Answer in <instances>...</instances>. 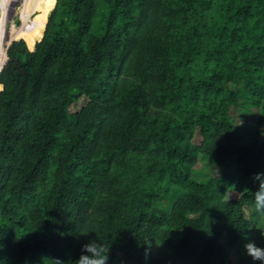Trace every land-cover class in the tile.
Here are the masks:
<instances>
[{
	"label": "trees",
	"instance_id": "1",
	"mask_svg": "<svg viewBox=\"0 0 264 264\" xmlns=\"http://www.w3.org/2000/svg\"><path fill=\"white\" fill-rule=\"evenodd\" d=\"M15 2L0 1V264H77L97 240L106 264H241L264 246V0H26L33 25L6 54ZM229 103L256 110L250 137L215 112Z\"/></svg>",
	"mask_w": 264,
	"mask_h": 264
},
{
	"label": "rangeland",
	"instance_id": "2",
	"mask_svg": "<svg viewBox=\"0 0 264 264\" xmlns=\"http://www.w3.org/2000/svg\"><path fill=\"white\" fill-rule=\"evenodd\" d=\"M25 1L26 0H16L15 4L12 6L10 16L8 17V22H10L11 28H12L11 34H13L14 28H19L21 26H32L33 25V20L37 14V11L36 10L31 11L30 10V15L28 16V18L27 17L24 18L23 15H24V12L26 9V7L24 6ZM38 1H40V4L42 5V2L44 0H38ZM1 17H2V11H1V5H0V18ZM17 17L20 18V20H21L20 25H18L15 22V18H17ZM8 22H7V24H8ZM46 23H47V21H46ZM46 23H45V25H46ZM44 31H45V27H44L43 33H44ZM11 38L15 40V38H13L12 36H11ZM41 38L37 39V41L40 40ZM18 39H21V38H18ZM23 39L26 41V43L29 47V43L27 42V39H25V38H23ZM34 46H35V44H34ZM34 46L31 48L29 47V48L32 49V48H34ZM215 112L217 114H219L221 112H227L230 115V117L232 118L233 122L239 127V130L242 131L245 134V136L250 137V134L252 132V128L254 125V121H255L254 118H255L256 110H253L252 112L246 113L244 110H242L241 107H239L235 104L229 103L227 105H224V104L218 105L215 109ZM197 169L200 170L201 173L209 170L208 166L203 161H200L198 163ZM216 170H218V169L216 168ZM169 214H170V210L165 208L164 205H160L158 208H154L152 211L151 220L149 222L150 225L152 227L157 228V229L162 228L164 226L165 221L168 219ZM261 232H264V229ZM259 242L260 241H258V243ZM233 259H234V261L238 262V258L236 259L235 256H233ZM241 264H252V260L250 258L248 261L243 259V260H241Z\"/></svg>",
	"mask_w": 264,
	"mask_h": 264
},
{
	"label": "clouds",
	"instance_id": "3",
	"mask_svg": "<svg viewBox=\"0 0 264 264\" xmlns=\"http://www.w3.org/2000/svg\"><path fill=\"white\" fill-rule=\"evenodd\" d=\"M9 31L11 33L10 29ZM7 49L8 47L6 46V53ZM254 180L258 181L260 185L259 189L254 193L255 210L260 216H264V172L255 173ZM261 238H264V232H261ZM244 249L253 264L257 261L260 264H264V246L257 244L255 240L249 239L244 245ZM107 260L108 255L105 256L104 246L97 240L82 246V255L76 262L77 264H106Z\"/></svg>",
	"mask_w": 264,
	"mask_h": 264
},
{
	"label": "water",
	"instance_id": "4",
	"mask_svg": "<svg viewBox=\"0 0 264 264\" xmlns=\"http://www.w3.org/2000/svg\"><path fill=\"white\" fill-rule=\"evenodd\" d=\"M14 41V39L11 38V33L9 31V28L7 27L6 31V37H5V42L8 43L7 47ZM7 54V53H6ZM10 59L7 56L6 62L4 65L9 66Z\"/></svg>",
	"mask_w": 264,
	"mask_h": 264
},
{
	"label": "bare ground",
	"instance_id": "5",
	"mask_svg": "<svg viewBox=\"0 0 264 264\" xmlns=\"http://www.w3.org/2000/svg\"><path fill=\"white\" fill-rule=\"evenodd\" d=\"M6 31H7V29L4 31V38H3V42H4V44L5 45H7V42H5V37H6ZM6 59H7V55H6ZM6 62V61H5ZM4 66V65H3ZM3 68V67H2ZM2 70V69H1ZM1 70H0V72H1Z\"/></svg>",
	"mask_w": 264,
	"mask_h": 264
}]
</instances>
